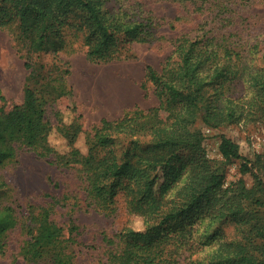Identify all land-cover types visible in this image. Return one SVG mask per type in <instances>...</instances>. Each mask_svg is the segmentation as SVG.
Listing matches in <instances>:
<instances>
[{
    "label": "trees",
    "instance_id": "obj_1",
    "mask_svg": "<svg viewBox=\"0 0 264 264\" xmlns=\"http://www.w3.org/2000/svg\"><path fill=\"white\" fill-rule=\"evenodd\" d=\"M109 1L0 0V30L13 31L29 74L24 102L0 110V165L15 155L14 142L24 144L42 156L54 153L50 162L78 171L87 209L111 215L123 198L127 215L141 218L145 229L127 225L105 238L100 264H264V176L253 172L256 166L264 172V151L249 160L233 139L222 135L224 159L242 160L241 173L254 178L251 187L240 178L224 188L225 175L213 169L202 132L193 129L199 118L218 128L245 113L264 123L263 48L262 65L253 66L220 42L217 33L183 35L174 46L178 61L168 57L161 74L146 66L158 107L103 120L87 133L86 153L76 145L83 130L74 120L58 128L69 150L58 153L50 144L53 127L44 119V98L69 93L59 52L77 38L90 58L109 61L122 56L126 42L149 39L144 38L150 20L129 15L121 0H113L118 8H107ZM236 80V85L245 84L244 97L233 96ZM186 164L189 168L177 174L178 166ZM60 200L54 197L28 211V224L22 227L28 261L74 264L80 226L73 217L64 223L55 218ZM16 214L13 208H0L2 234L16 226ZM226 223H232L231 231Z\"/></svg>",
    "mask_w": 264,
    "mask_h": 264
},
{
    "label": "rangeland",
    "instance_id": "obj_2",
    "mask_svg": "<svg viewBox=\"0 0 264 264\" xmlns=\"http://www.w3.org/2000/svg\"><path fill=\"white\" fill-rule=\"evenodd\" d=\"M120 2L129 15L150 20L152 27L144 38L149 39L139 41L135 38L126 42L122 56L109 61L90 58L88 47L77 38L72 39L65 51L59 52L60 67L66 79L65 88L69 93L61 98L51 93L44 98V119L53 127L49 142L58 153L69 150L68 140L58 130L65 127L64 124L73 120L80 123L83 131L76 145L86 153L87 133L98 128L103 120H116L127 111L158 107L160 102L154 83L147 78L146 66L151 65L161 74L168 57L172 56L173 62L178 61L173 55L174 46L183 35L197 38L203 37L206 32L217 33L220 42L239 52L244 63L262 65L259 56L262 55L260 49L264 51V0ZM119 6V2L113 0L106 5L111 9ZM251 53L255 54V59L251 58ZM234 59H237L236 55ZM28 76L25 59L13 31L0 30V110L7 112L24 102ZM237 82L233 96L244 97L248 92L245 84L236 85ZM67 102L73 108L65 107ZM193 129L202 132L201 144L213 169L225 175L224 188L240 178L248 187L254 184L250 173H241L242 160L228 162L224 159L220 152L221 137L225 135L233 139L239 145L241 155L254 161L256 155L264 151V123L245 113L240 120L218 128L208 126L199 118ZM14 145L17 147L15 155L0 165V181L4 183L0 185V208L15 209L18 222L4 234L0 232V241L3 235L6 236L4 246L0 244V264H52L48 258L38 261L25 258L23 249L28 236L22 227L26 228L28 224L29 210L47 205L54 197L62 198L56 206L55 218L64 223L73 217L80 226L79 241L74 244V264H100L107 247L105 238L127 225L137 231L145 229L141 218L127 215L121 197L114 214L99 213L92 207L87 209L89 200L85 198L84 184L78 171L50 162L54 153L42 156L39 151L24 144L14 142ZM188 168V164L178 166L176 173H183ZM253 172L264 176L259 166ZM199 221L193 222L195 227ZM224 227L228 231L233 228L232 223H226Z\"/></svg>",
    "mask_w": 264,
    "mask_h": 264
}]
</instances>
